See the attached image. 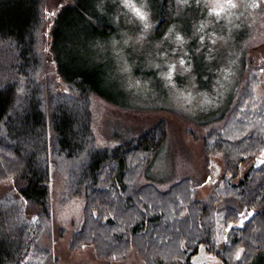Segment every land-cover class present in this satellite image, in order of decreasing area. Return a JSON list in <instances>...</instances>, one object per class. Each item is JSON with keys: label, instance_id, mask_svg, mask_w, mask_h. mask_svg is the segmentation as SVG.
I'll list each match as a JSON object with an SVG mask.
<instances>
[{"label": "trees", "instance_id": "trees-1", "mask_svg": "<svg viewBox=\"0 0 264 264\" xmlns=\"http://www.w3.org/2000/svg\"><path fill=\"white\" fill-rule=\"evenodd\" d=\"M173 3L159 0L155 6L160 16L157 36L175 20ZM68 8L74 3L55 11L49 35L57 76L52 81L39 49L42 0H0V182L14 183L20 195L14 201L25 220L22 227L13 223L6 235L7 216L0 197V264H22L31 244L43 234L52 217L57 174L66 175L71 196L85 200L84 221L73 235L71 251L93 246L98 258L115 261L125 260L135 250L146 264H199V254L214 250L226 264H264V65L259 69L246 58L245 83L220 116L224 119L230 113L228 120L203 139L206 166L213 154L225 159L220 183L207 198L197 197V184L190 175H180L168 187L142 182L167 141V122L160 120L132 138L114 136L118 141L113 146L97 144L89 97L111 100L107 86L114 81L107 79L108 85L100 87L103 71L100 77L87 74L69 64L74 62L69 54L58 50L60 13ZM85 15L92 23L97 17L92 12ZM91 26L103 28L107 36L116 30L115 24L106 22ZM71 34L70 30L64 34L63 43H72ZM62 57L69 61L68 69ZM94 60L92 64L99 65ZM59 81L68 84L74 96L59 91ZM261 83L257 95L254 88ZM249 159L255 162L234 182L241 163ZM28 210L35 212L36 220L29 226ZM250 211L254 215L240 223ZM217 214L239 221L231 220L225 235L219 236L213 228ZM42 253L45 260L50 257L48 247L36 244L33 255L38 262L27 264H42Z\"/></svg>", "mask_w": 264, "mask_h": 264}, {"label": "rangeland", "instance_id": "rangeland-1", "mask_svg": "<svg viewBox=\"0 0 264 264\" xmlns=\"http://www.w3.org/2000/svg\"><path fill=\"white\" fill-rule=\"evenodd\" d=\"M158 1L42 0L40 54L47 77L52 76L55 81L49 35L55 11L74 3V8L63 9L58 23V50L74 59L69 62L62 57L65 67L68 69L69 62L97 77L103 71L105 80L98 82L100 87L108 85L107 79L114 81V85L107 86L111 100L99 95L89 97L97 144L113 146L118 141L114 136L132 138L164 119L168 126L167 141L143 174L142 182L153 181L168 187L180 175H190L197 184V197L207 198L220 183L225 159L221 154H213L206 166L203 139L228 120L230 113L224 119L220 116L236 100L245 83L246 58L252 59L259 69L264 65V0H174L175 20L162 36L156 35L160 16L154 9ZM86 12H92L97 19L92 23ZM103 22L115 24L116 30L107 36L103 28L90 27ZM68 30L72 43L65 44L64 34L67 36ZM92 60L100 67L93 65ZM261 78L264 80V70ZM59 84V91L71 92L68 84L60 81ZM262 88L261 83L254 92L260 95ZM254 162L255 159L242 162L234 182ZM65 178L64 174L55 175L52 217L37 241L32 236V250L22 264L38 262L33 255L36 244L49 249L48 259L45 260L46 253L40 255L42 264H146L135 250L125 260L115 261L98 258L93 246L71 251L73 235L84 221L85 200L68 193ZM0 197L7 216L5 234L9 236L13 223L25 225L14 201L20 195L12 181L0 182ZM28 218V226L36 221L33 210H28ZM231 220L234 224L239 221L237 217L224 220V215H216L213 228L219 236L225 235ZM238 250L242 253L243 246ZM198 260L199 264H226L214 250H204Z\"/></svg>", "mask_w": 264, "mask_h": 264}, {"label": "water", "instance_id": "water-1", "mask_svg": "<svg viewBox=\"0 0 264 264\" xmlns=\"http://www.w3.org/2000/svg\"><path fill=\"white\" fill-rule=\"evenodd\" d=\"M253 215H254V212H253V211H250V212L246 213V214L242 217L240 223H243V222L247 221V220H248L249 218H251Z\"/></svg>", "mask_w": 264, "mask_h": 264}]
</instances>
